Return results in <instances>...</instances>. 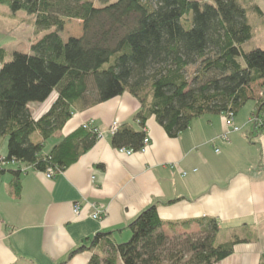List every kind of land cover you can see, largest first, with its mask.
Listing matches in <instances>:
<instances>
[{"label": "trees", "instance_id": "16d2710c", "mask_svg": "<svg viewBox=\"0 0 264 264\" xmlns=\"http://www.w3.org/2000/svg\"><path fill=\"white\" fill-rule=\"evenodd\" d=\"M0 0L12 12L32 16L35 34L47 31L30 46L5 60L0 48V139H7L3 165L15 162L44 172L63 171L98 139L90 120L46 151L72 116L84 108L122 95L135 96L141 127L154 115L175 137L191 121L207 114L234 117L247 100L254 101L248 139L264 131V49L248 47L252 26L248 13L262 11L254 0ZM62 32L66 33L65 37ZM258 86V92L254 88ZM51 103L38 116L29 105ZM145 132L123 124L111 143L139 151ZM13 187L20 190L19 171ZM198 232L166 235L192 221L164 222L150 205L128 225L130 237L115 242L98 233L87 264H214L247 239H218L215 219L195 220ZM82 250V247L72 253ZM71 253V254H72ZM259 264H264V252Z\"/></svg>", "mask_w": 264, "mask_h": 264}, {"label": "crops", "instance_id": "0c3cea01", "mask_svg": "<svg viewBox=\"0 0 264 264\" xmlns=\"http://www.w3.org/2000/svg\"><path fill=\"white\" fill-rule=\"evenodd\" d=\"M254 2L262 16L250 12L264 26V0ZM249 23L253 37L247 47L257 39L253 24L258 21L253 16ZM51 101L29 107L38 116ZM140 108L128 91L102 103L72 108L71 118L46 151L59 135H68L89 120L101 135L76 162L52 178L24 164L3 165L0 264H87L94 253L104 258L91 246L95 235L110 233L115 242L128 239L129 223L152 204L164 222L192 221L188 228L174 230L165 223L166 235L191 232L197 219H215L221 241L248 240L214 264H259L264 252V131L248 139L252 111L235 115L232 124L240 130L230 132L225 140L220 135L231 124L223 113L195 118L186 130L171 137L154 115L141 127L135 120ZM113 122L142 128L148 139L144 150L118 152L108 132ZM5 139H0L2 149ZM6 154L7 149L0 156ZM13 171H19L18 192ZM77 202L79 215L73 212ZM95 210L102 211L98 219L92 218Z\"/></svg>", "mask_w": 264, "mask_h": 264}, {"label": "rangeland", "instance_id": "374dc122", "mask_svg": "<svg viewBox=\"0 0 264 264\" xmlns=\"http://www.w3.org/2000/svg\"><path fill=\"white\" fill-rule=\"evenodd\" d=\"M111 2L114 0H110ZM100 3L96 0V5ZM253 16L257 19L258 23L253 24L254 30L257 34V39L254 40L252 46L259 45V47L264 48V26H261V18H259L255 13L249 12L248 19L253 23ZM33 17L27 15L24 11L12 12L7 5L0 4V48L4 49V58L5 60H10L12 53L14 51H20L25 53H30V46L33 42H36L40 39L47 31L40 32L35 34L33 26ZM255 25H258L255 27ZM66 33L62 32V36L65 37ZM247 46V45H246ZM251 46V47H252ZM250 47V46H249ZM248 48V47H247ZM254 88L259 91L258 86L254 85ZM254 106L253 100H247L245 104L241 107L240 114H246L252 111ZM239 111V112H240ZM215 115V114H207ZM51 141L46 143V148L49 147ZM7 149V139H5L4 147L0 144V153L3 154ZM199 225H193L191 232H198ZM219 240L222 237H218ZM126 240H121L124 242ZM167 264V263H165Z\"/></svg>", "mask_w": 264, "mask_h": 264}, {"label": "built area", "instance_id": "2783aa9c", "mask_svg": "<svg viewBox=\"0 0 264 264\" xmlns=\"http://www.w3.org/2000/svg\"><path fill=\"white\" fill-rule=\"evenodd\" d=\"M225 117H226V120H227V123L228 124H231L230 125V128L227 129V131L225 133H223L222 135H220L221 138L227 140L228 139V134L230 132H233V131H239L240 128L236 125H233L232 124V121H233V118H234V115L229 112V113H226L225 114ZM92 121L89 122L87 125H85L86 127H89V128H92ZM94 127V126H93ZM119 128V124L117 122H113L108 130V132L112 135L114 134ZM101 134L98 132V136H100ZM148 143V139L145 137L144 140H143V146L142 148L140 149L141 151L144 150V147L145 145ZM118 152L120 153H126V154H131L134 152L133 149L131 148H125V147H121V148H117L116 149ZM13 162V161H12ZM15 163V162H13ZM61 171L60 170H55L54 168L52 167H47L46 170L44 171V174L48 177V178H52L54 177L56 174L60 173ZM80 209H81V205L80 203H75L74 206H73V212L75 215H79L80 214ZM102 215V211L101 210H95V212L92 214V218L94 219H98L100 218Z\"/></svg>", "mask_w": 264, "mask_h": 264}]
</instances>
